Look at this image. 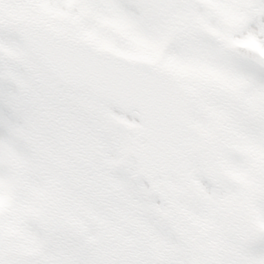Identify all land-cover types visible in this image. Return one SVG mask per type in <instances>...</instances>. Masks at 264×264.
<instances>
[{
	"label": "snow or ice",
	"instance_id": "1",
	"mask_svg": "<svg viewBox=\"0 0 264 264\" xmlns=\"http://www.w3.org/2000/svg\"><path fill=\"white\" fill-rule=\"evenodd\" d=\"M0 264H264V0H0Z\"/></svg>",
	"mask_w": 264,
	"mask_h": 264
}]
</instances>
